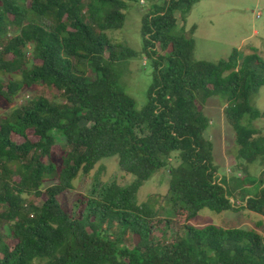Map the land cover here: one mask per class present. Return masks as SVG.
Here are the masks:
<instances>
[{
  "label": "trees",
  "instance_id": "obj_1",
  "mask_svg": "<svg viewBox=\"0 0 264 264\" xmlns=\"http://www.w3.org/2000/svg\"><path fill=\"white\" fill-rule=\"evenodd\" d=\"M197 1L153 0L141 13L136 51L106 31L121 28L124 10L139 0H0V104L11 106L39 83L59 92L33 95L0 115V264H264L258 231L187 223L203 208L247 210L264 223V133L253 125L262 114L250 104L264 86V58L233 48L215 62L195 59V26L188 31L185 23ZM139 55L149 60L152 81L137 109L123 76ZM213 96L224 104L235 157L245 162L239 175L218 172L204 136ZM111 156L134 178L100 189L94 180L71 211L72 181ZM255 162L263 166L257 176L247 167ZM161 169L185 221V235L170 240L153 234L171 221L157 216L150 199L137 200ZM45 180L55 182L43 189ZM131 234L137 242L130 247Z\"/></svg>",
  "mask_w": 264,
  "mask_h": 264
},
{
  "label": "rangeland",
  "instance_id": "obj_2",
  "mask_svg": "<svg viewBox=\"0 0 264 264\" xmlns=\"http://www.w3.org/2000/svg\"><path fill=\"white\" fill-rule=\"evenodd\" d=\"M156 1L160 2V0ZM152 3L153 0H139V3H131L124 10L126 14L124 25L119 29L106 31L111 42L125 43L136 51H140L142 47L141 13ZM178 23L180 25L182 21L178 19ZM192 26H195L191 35L195 41L193 55L197 60L215 62L226 58L233 48H239L244 54L256 51L264 58V0H198L188 13L185 23V28L188 31ZM26 57H30L29 51L26 52ZM4 78L6 77L0 75V80ZM123 81L126 91L136 101V108L140 109L146 102V91L152 81V67L149 60L144 55L130 59ZM58 94L59 92L55 88L39 83L32 90L21 91L17 102L11 106L0 104V115L8 113L11 107L21 104L33 95H43L51 99ZM250 104L262 114L253 121V125L264 133V86L260 87L257 94L251 98ZM204 113L210 119V125L204 136L213 142V156L214 162L219 166L218 172L225 175L243 170L242 165L245 162L238 161L234 154L233 131L225 119L224 104L218 97H210L204 107ZM12 139L17 142L22 141V138L16 135H13ZM117 161V156L102 158L88 175L79 174L72 181V189L66 192V204L71 211L75 209L76 198L80 194H90L89 191L94 187V180H97L95 188L100 189L102 184L112 180L125 185L134 178L132 174L119 170ZM247 167L253 176H257L263 168L260 163L256 162ZM98 169L101 171L98 172ZM169 178L166 169L157 170L137 192L138 202L150 199L149 204L157 212V216L163 221H171L170 224L163 222L156 228L153 234L155 239L170 240L177 234L185 235L183 228L179 226L185 221L173 209L172 202L167 196ZM53 182L55 181L45 180L43 189ZM29 199L31 201L38 200L40 203L45 199V196L37 198L32 195ZM180 207V210H184V205ZM187 223L198 228L212 224L223 228L253 229L264 236L262 216L247 210L218 213L203 208ZM3 232L7 235L5 240L10 241L9 230L5 228ZM136 242L137 236L131 234L127 244L131 247Z\"/></svg>",
  "mask_w": 264,
  "mask_h": 264
},
{
  "label": "built area",
  "instance_id": "obj_3",
  "mask_svg": "<svg viewBox=\"0 0 264 264\" xmlns=\"http://www.w3.org/2000/svg\"><path fill=\"white\" fill-rule=\"evenodd\" d=\"M226 175V174H225ZM227 176V175H226ZM221 175L219 174L218 177H217V180H215L216 182H220L221 181ZM230 202L233 203V199L230 198Z\"/></svg>",
  "mask_w": 264,
  "mask_h": 264
}]
</instances>
